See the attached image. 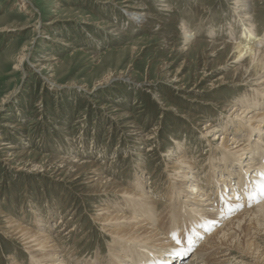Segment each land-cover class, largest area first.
Segmentation results:
<instances>
[{"label":"rangeland","instance_id":"rangeland-1","mask_svg":"<svg viewBox=\"0 0 264 264\" xmlns=\"http://www.w3.org/2000/svg\"><path fill=\"white\" fill-rule=\"evenodd\" d=\"M21 1L0 0V264L31 258L4 232L9 218L31 225L41 217L51 228L67 220L62 237L75 230L67 250L81 239L77 252L86 259L105 252L111 230L125 235L103 225L109 216L99 211L113 196L86 183L92 162L118 183L144 169L147 189L161 188L178 142L207 166L216 147L235 145L234 133L207 135L210 123L258 126L233 106L263 87L264 69L253 76L230 34L251 19L260 42L264 0H24L26 9ZM135 129L151 142L139 144ZM68 157L82 168L59 162ZM222 227L203 230L194 249ZM170 240L182 248L177 236Z\"/></svg>","mask_w":264,"mask_h":264},{"label":"bare ground","instance_id":"bare-ground-1","mask_svg":"<svg viewBox=\"0 0 264 264\" xmlns=\"http://www.w3.org/2000/svg\"><path fill=\"white\" fill-rule=\"evenodd\" d=\"M28 2L21 1L23 9H26ZM242 4L246 6L244 1ZM130 14V17L137 15ZM252 23L250 19L248 25H239L238 34L230 36H237L232 49L250 58L248 69H256L255 77L264 69V36L260 42L254 38L256 33L251 27ZM26 58L27 54L20 57V67ZM260 78H263V83L258 85L262 84L263 87L245 95L246 104L233 106L235 112L241 113L238 115L240 118L253 114L251 119L258 126L255 128L235 122L210 123L207 135L217 136L216 133L220 131L227 139L234 133L232 141L235 145L226 142L216 147L213 154L208 156L207 166H198L190 161V155L178 142L177 150L170 156L174 169L172 177L169 176L165 187L153 185L148 190L142 177L144 169L135 172L134 182L118 183L120 181L110 179L112 175L108 170L98 168L92 162L88 172L91 176L86 177L89 179L86 183L98 190L96 194L113 196L112 207H103L99 211V215L109 216L103 225H112L117 230L125 229L122 230L125 235L121 237L118 231H110L116 238L107 241L105 252L101 253L104 250L100 247L90 259H86L77 252L81 239L67 250L69 241L75 237V230L72 229L62 237L69 224L67 220L51 228L52 224H43L41 217H36L31 225L8 217L4 232L18 239L22 245H26L25 250L31 252L30 260L25 263L18 262L14 256L15 264H264V131H255L264 127V77ZM134 132L139 144L151 142L139 129ZM209 145L212 146L211 142ZM59 162L76 171L82 168L79 162L69 157L61 158ZM138 173L142 175L138 176ZM201 174L205 175L204 181L199 179ZM188 185L189 192L185 191ZM115 192L122 194L120 198L115 197ZM225 196L230 200H226ZM233 202L239 204L233 206ZM216 205L231 217L228 221L224 220L221 211H215ZM235 210L239 211L236 213ZM219 224L223 227L214 229L215 232L207 237L202 246L194 249L195 241L204 233L203 230ZM170 236H177L183 244L182 248H175ZM104 253L106 255L102 256ZM232 256L237 262L231 261Z\"/></svg>","mask_w":264,"mask_h":264}]
</instances>
